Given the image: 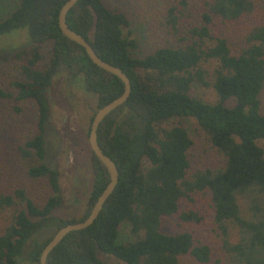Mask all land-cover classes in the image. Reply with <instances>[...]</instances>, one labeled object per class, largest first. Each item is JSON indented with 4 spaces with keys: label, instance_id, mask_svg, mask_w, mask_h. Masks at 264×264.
<instances>
[{
    "label": "trees",
    "instance_id": "obj_1",
    "mask_svg": "<svg viewBox=\"0 0 264 264\" xmlns=\"http://www.w3.org/2000/svg\"><path fill=\"white\" fill-rule=\"evenodd\" d=\"M0 36L24 30L27 46L5 66L12 77L0 104L33 102L34 130L14 147L12 159L22 163L27 177L46 178L53 193L42 205L23 190L0 189V264H18L31 237L43 223L57 230L82 221L108 182L91 154L92 183L79 219L51 216L58 206L57 173L44 163V131L50 116L46 91L53 77L65 72L97 97V108L122 92V83L91 63L84 50L67 40L57 26L66 0H0ZM183 4V3H182ZM174 7L166 26L177 37L140 55L131 37L128 15L102 0H77L68 11V27L83 36L98 57L120 68L130 79L127 101L100 124L97 140L118 170V183L88 228L69 233L48 255V264H181L189 255L200 264H264V0H205L198 23L181 31ZM221 24L253 23L233 48L215 28ZM48 46L43 55L44 47ZM213 66L212 68H210ZM211 69V70H210ZM214 91L216 101L204 102L195 87ZM191 118L221 157L214 167L187 176L192 136L181 124ZM26 165H25V164ZM209 193L213 220L221 231V257L211 261L207 245L195 244L188 232L164 233L162 219L178 212L190 193ZM183 220H197L192 213ZM233 238V240L231 239ZM50 239V238H49ZM29 246V260L38 264L43 246Z\"/></svg>",
    "mask_w": 264,
    "mask_h": 264
},
{
    "label": "rangeland",
    "instance_id": "obj_2",
    "mask_svg": "<svg viewBox=\"0 0 264 264\" xmlns=\"http://www.w3.org/2000/svg\"><path fill=\"white\" fill-rule=\"evenodd\" d=\"M109 8L126 13L131 21V37L137 43L140 55L146 54L168 41L176 40V36L166 26L168 9L174 7L179 16V28L185 31L198 23V14L205 0H102ZM183 3V4H182ZM0 1V8L3 6ZM7 4L14 5L13 0ZM5 5V4H4ZM251 24L239 22L235 24L215 21V29L226 36L233 48L240 44L241 35ZM27 35L24 30H16L0 36V76L4 88L11 80L12 70L7 64L9 58L27 46ZM46 45L43 55L46 56ZM211 66L210 68H212ZM211 70V69H210ZM194 94L204 102L216 101L214 91L208 87H195ZM50 116L45 125L44 163L57 173L59 198L58 206L51 216L63 221L79 219L85 211L92 183L91 152L87 144L90 121L97 108V97L86 92L81 84L65 72L57 73L51 86L46 91ZM261 108L264 113V91L260 95ZM35 114L34 103L15 104L4 101L0 104V189H20L36 204L42 205L53 193L46 178L31 179L27 177L18 160L14 162L12 152L34 130L32 119ZM173 124L183 125L193 139V147L188 155L189 169L187 176L204 167L218 166L221 157L209 145L205 134L197 128L191 118L173 119L164 123L163 127ZM264 150V141H257ZM25 164V163H24ZM26 165V164H25ZM192 213L197 220H183L182 214ZM7 217L0 218V225L5 224ZM161 230L173 234L188 232L195 244L207 245L211 251V261L221 257V231L213 220L210 194L190 193L182 198L178 212L162 219ZM55 227L43 223L31 237L29 245L18 259V264H35L29 260L28 251L32 243H41L51 238ZM233 240V238H231ZM105 264H117L106 255H99ZM181 264H200L191 256L181 258Z\"/></svg>",
    "mask_w": 264,
    "mask_h": 264
},
{
    "label": "water",
    "instance_id": "obj_3",
    "mask_svg": "<svg viewBox=\"0 0 264 264\" xmlns=\"http://www.w3.org/2000/svg\"><path fill=\"white\" fill-rule=\"evenodd\" d=\"M76 2L77 0H66L60 7L57 16V26L60 33L67 40L81 47L93 65L116 77L122 83V92L119 96L96 110L90 121L87 135V144L89 150L104 167L108 175V182L102 192L96 198L89 214L85 219L82 221L65 224L54 232L52 237L43 246L38 258V264H48V255L69 233L84 230L93 224L102 210L103 205L112 195L118 183L117 167L112 159L104 154L100 148L97 140V131L102 121L127 101L131 92V83L129 77L120 68L101 60L93 50L90 43L83 36L68 27L66 23V15L68 11L76 4Z\"/></svg>",
    "mask_w": 264,
    "mask_h": 264
}]
</instances>
